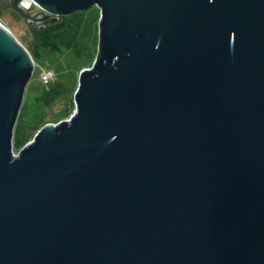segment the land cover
<instances>
[{
    "label": "water",
    "instance_id": "obj_1",
    "mask_svg": "<svg viewBox=\"0 0 264 264\" xmlns=\"http://www.w3.org/2000/svg\"><path fill=\"white\" fill-rule=\"evenodd\" d=\"M34 1L98 5L99 52L16 153L35 63L0 21V264H264V0Z\"/></svg>",
    "mask_w": 264,
    "mask_h": 264
},
{
    "label": "rangeland",
    "instance_id": "obj_2",
    "mask_svg": "<svg viewBox=\"0 0 264 264\" xmlns=\"http://www.w3.org/2000/svg\"><path fill=\"white\" fill-rule=\"evenodd\" d=\"M20 5L23 13L15 7L14 0H0V21L29 49L35 63L14 128L16 153L33 140L45 124L58 123L74 113L80 72L94 64L99 52L101 17L98 5L61 15L59 19L63 22L60 28L57 26L63 31L56 37L50 19L43 22L33 18L43 15L40 10L25 7L21 0ZM50 28L51 34H45ZM42 68L53 69L56 73L48 84L42 80ZM58 85H62L59 95L46 101V91Z\"/></svg>",
    "mask_w": 264,
    "mask_h": 264
},
{
    "label": "trees",
    "instance_id": "obj_3",
    "mask_svg": "<svg viewBox=\"0 0 264 264\" xmlns=\"http://www.w3.org/2000/svg\"><path fill=\"white\" fill-rule=\"evenodd\" d=\"M60 19L54 21V23L52 22V24H51L53 26V28H54L53 29L54 30L53 33L56 35V37H57V35L59 36V34L63 31V30L59 31L60 30L59 29L60 28L59 25L61 24V21L63 22V19L62 20H60ZM57 24H58L59 28H58ZM51 32H52V29L50 28V31L45 33V34H49V33L51 34ZM45 34H44V37H46ZM48 36H50V35H48ZM64 37L66 38L67 36H64ZM61 88H62V85H58V86H56L54 88H50L48 91H46V93L44 95V99L46 101H49V100L53 99L54 97L58 96L60 91H61Z\"/></svg>",
    "mask_w": 264,
    "mask_h": 264
},
{
    "label": "built area",
    "instance_id": "obj_4",
    "mask_svg": "<svg viewBox=\"0 0 264 264\" xmlns=\"http://www.w3.org/2000/svg\"><path fill=\"white\" fill-rule=\"evenodd\" d=\"M23 2V0H21V3ZM31 9H37L40 10L41 15L44 14L45 10L43 8H41L34 0H32V3L30 5ZM41 77L44 83L48 84L50 83L53 78L56 76V73L53 69H49V68H42L41 69Z\"/></svg>",
    "mask_w": 264,
    "mask_h": 264
},
{
    "label": "bare ground",
    "instance_id": "obj_5",
    "mask_svg": "<svg viewBox=\"0 0 264 264\" xmlns=\"http://www.w3.org/2000/svg\"><path fill=\"white\" fill-rule=\"evenodd\" d=\"M32 3V0H23L22 5H24L25 7H30Z\"/></svg>",
    "mask_w": 264,
    "mask_h": 264
}]
</instances>
